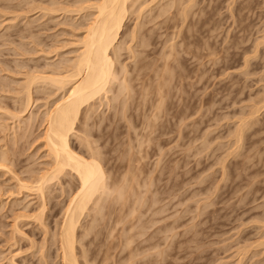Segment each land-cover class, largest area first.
<instances>
[{
  "label": "rangeland",
  "instance_id": "1",
  "mask_svg": "<svg viewBox=\"0 0 264 264\" xmlns=\"http://www.w3.org/2000/svg\"><path fill=\"white\" fill-rule=\"evenodd\" d=\"M86 1L0 0V64L2 63V67L0 66V79H2V81L0 80V84H2L0 85V109L2 108L0 110V134H2V139L5 137V140H2L0 135V140L4 143H0V147H2L0 149L6 147L3 151L9 152L10 156L8 157H11L10 159L15 164L9 167L11 172L18 174L17 177L21 180L24 179L26 183L29 179L33 180L38 177L45 170L46 162L49 161L42 138H40L43 132L41 120L44 113L42 114V112L46 110L45 102L48 101L50 104L52 101L50 99H55L58 96L56 94V97H54L55 95H51V98L47 97L46 92L42 91V86L38 85L41 93L40 90L33 92L35 103L22 114L20 110L22 111L23 102L20 98L23 99L24 96L20 88L27 75L39 73L46 67L54 68L58 66L56 64H61L64 60L72 58L89 18V11L80 10L84 5L86 6ZM168 1L139 0L137 1L139 4L135 5L137 9L140 8L139 12L135 6V11L129 9L130 12H127L128 15L126 14L122 29L117 37V44L120 42L117 48L118 62H116L118 64L116 62L114 64L117 72L121 69L127 70L125 72L121 70L118 73L121 76L117 75V79L118 81L124 80L129 94L126 98V93L123 92L124 97L120 94L121 96L119 95L116 99L118 103L115 100L112 101L115 104L110 102V97L116 90V84L118 86L120 83L117 81L111 94L107 96L108 100L103 99L102 105L96 102L97 106L94 108L97 107L99 110L97 108L95 110L98 112L94 108L91 110L89 116L92 117V120L89 117L90 121L88 120L86 124L88 126L82 125L87 134L85 139L90 141L93 149H98L97 153L100 152L98 160H101V167L105 169L103 171L106 173L108 190L111 189L115 181H118L117 184L119 183L121 186L124 183L123 177L126 176L125 179H129L130 183L124 181L131 185L130 188L133 189H129L135 193L136 197L131 198L129 190L127 192L128 185L126 184L127 195L125 194V197L127 200L124 198L127 202L123 203L121 200V204H126L121 205V208L124 206L123 210L120 205H116L120 200L114 204V195L112 194V198L110 194L105 198L106 202L105 199L103 201L102 207L105 208L101 207L98 212L93 211L95 218L92 216L94 214L92 211L88 213L90 216L86 213L82 217L76 230L77 243L75 247L78 263L264 264V0H192V5L191 0L184 2L176 0V6L173 4L176 1ZM148 3H151L150 6ZM145 4L147 5L143 6ZM170 6L173 7L170 8ZM144 7H148V9L146 10ZM178 7L180 10L183 7L181 13L185 18L182 14L178 15L180 12ZM50 9L52 10L50 11ZM138 17L141 18L138 20ZM136 23L138 26L141 24L138 29L135 28ZM132 28L137 29L134 34ZM171 37L174 40H168L172 39ZM135 38L136 40H134ZM168 42L170 45H174L170 47ZM128 45L129 48H127ZM181 46L183 48L179 49ZM166 47L171 48V51ZM22 48L23 50H21ZM167 52L169 56L166 54ZM167 56L168 60H165ZM171 56L175 59L172 58V60ZM46 69L48 70V68ZM140 71L142 72L140 73ZM126 76L128 77L126 78ZM119 78L121 79L119 80ZM165 85L168 88H165ZM162 88H165L163 92H161ZM17 89L19 90L17 91ZM161 93H164L163 96ZM130 95L132 98H128ZM164 96L166 99L163 98ZM122 101L124 104H128L123 105ZM48 103L47 106H49ZM158 103L163 105L161 109L158 108L160 107L157 106ZM119 105L123 111L121 109L120 112L118 111ZM124 106L125 109H123ZM256 109H260L258 113ZM123 112L124 115H122ZM19 113L22 115L20 116ZM152 115H155L157 119ZM15 116H20V119ZM30 117L32 120L28 121L27 119ZM92 122L93 124H91ZM243 122L244 129H241L243 136H239L236 133L239 132L238 129ZM77 126L78 128L82 127L80 123ZM247 126L248 128H246ZM83 127L82 129H84ZM79 129L81 130V128ZM236 129L237 131H235ZM80 130L75 132L84 138ZM133 130H136V133ZM15 134L17 135L14 137ZM70 145L78 154L84 157L89 155L84 144L81 145L75 137H71ZM123 155L127 156L123 157ZM130 157H132L131 160ZM131 169L133 171H130ZM2 172H0V188L4 192H0V264H9L8 260L12 257L16 264H62L58 250L59 244L56 235L58 228L56 225L58 224L59 227L63 209L78 184L76 178L72 174H67L55 181L56 183L52 182L54 185L51 184L46 192L50 198L46 195L48 197L45 202L46 210L44 209L45 212L43 211L44 214L41 215L45 218L43 219L39 215L42 218L40 223V217L35 222L31 218L34 213L40 211L39 198L36 195H31L32 193L19 195L16 190L18 187H14L17 186L13 177L15 174L5 173L4 176V172ZM26 179L28 180L26 181ZM59 181L62 185L59 184ZM134 181L136 183L133 184ZM142 182L145 183L146 188ZM117 184L115 183L112 188L114 189ZM58 185L63 188L61 187V189ZM7 190L10 191V196ZM112 205H116V208ZM16 207L19 209L17 210ZM32 212L33 214H31ZM28 213L31 215L29 216ZM18 214L29 216L32 220L28 217L29 222L26 218L23 220L21 218L20 222L17 219L16 222L15 217ZM13 217L14 220H12ZM93 219L95 220L93 221ZM90 222H93V225ZM14 225L20 228V234L16 233L15 235L12 232ZM42 225L45 227V231H43ZM87 226L92 230L88 229L85 232L84 229H87ZM44 232L49 233L46 236ZM12 233L14 234L12 235ZM52 235L56 239L55 237L53 239ZM260 242H262L263 248L260 247ZM124 247L126 248L124 249Z\"/></svg>",
  "mask_w": 264,
  "mask_h": 264
},
{
  "label": "bare ground",
  "instance_id": "2",
  "mask_svg": "<svg viewBox=\"0 0 264 264\" xmlns=\"http://www.w3.org/2000/svg\"><path fill=\"white\" fill-rule=\"evenodd\" d=\"M52 1V0H51ZM137 1H139V0H87L86 1V6L84 5V7L83 8H81L80 10L81 11H89L90 13H89V18H88V21H87V25H86V28H85V30H84V34H83V36H82V38L77 42V45H76V51H75V53H74V55L72 56V58L70 59H66V60H64V62H61V64H56V65H58V66H55L54 68L52 67V68H50L49 69V67H46V68H48V70L45 68V69H43V71H41V72H37L36 74H34L35 72H32L34 75H30V76H26L27 78H26V80H25V82H23L24 84H23V86H21V88L20 89H22L21 90V93L23 94V96L24 97H22L23 99H21L20 98V100L23 102L22 103V105H23V108H22V111L20 110V113H22V114H24L27 110H29L31 107H32V105H33V103H35L34 102V99H33V92L34 91H36V90H40V88L39 87H41L42 86V91L43 92H46V96L48 97H50L51 98V95H55L54 97H56V94H57V98H55V99H50V100H52L51 101V103L49 104L48 103V101L47 102H45L46 103V107H45V111L44 112H42V116H43V118H42V116H40L41 118H42V120H41V124H42V126L41 127H43L42 129H43V132H42V137H40V135H39V137L40 138H42V141H43V144H44V150H45V152H46V157L48 158V162H46V167L43 169L44 171L38 176V177H36V178H34L33 180H28V179H26V181H27V183L26 182H24L25 180L23 179V180H21L20 178H18L17 177V175L18 174H15L14 172H11V168H9V167H11V166H13V165H15V164H13V162H12V159H10L8 156H10L8 153H6L7 152V150H6V152L5 151H3V150H5V148L4 149H0V150H2V151H0V170H2L3 172H4V176L6 175V174H10V173H14L13 175V177L15 178V181L14 182H16V185L17 186H14V187H18V189H16L17 191H18V194L20 195V194H23V193H32L31 195H36L38 198H39V200H40V202H41V205H40V211H38L37 213H39L38 215H37V213L35 214L34 213V215H32V217L31 218H33L34 219V222H35V220H39V217L42 215V214H44V213H42L43 211H44V209H45V202H46V197L48 196L49 197V195H47L48 193H46L47 192V190L50 188V186H51V184H53L55 181H57V180H60L61 178H63L62 176H66L67 174H72L75 178H76V180H77V182H78V184H77V186H76V188H75V190L72 192V194H71V196H70V199H69V201H68V203H67V205H66V207H65V209H63L64 211L62 212L63 214L61 215V217H62V219H61V222H60V224H59V227H58V224L56 225L57 226V228H58V232H56L55 230H54V232H56V233H53L54 235L56 234L57 235V241H58V244H59V256H60V262L62 263V264H79L78 263V259H77V255H76V253H77V250H76V247H75V245H76V243H77V237H76V230H77V228H78V224L80 223V220L82 219V217H84V215H86V213H87V215H89L88 213H90L91 211L93 212V211H95V212H98L99 210H100V208L102 207V204L104 203L103 201H104V199L107 197V195H108V197L110 196V194H111V197L114 195V204L117 202V201H119V203L117 204L116 203V205H120V208H121V205H126V204H121V202L123 201V203H124V201L125 202H127L126 200H127V198L125 197V194L127 195V192H128V190H129V192H130V195H131V198L134 196V198L136 197V195H135V193L133 192H131V190L133 189H131L130 187H131V185L129 184L128 185V183H130V181H129V179L128 180H126L125 178H126V176H125V178L123 177V184H121V186L119 185V183L117 184V182L115 181V183L118 185V187H117V185H115V187H114V189L112 188L113 187V185L115 184L114 182V184H112V187H111V189L110 190H108V185H107V183L108 182H106V176H105V174L106 173H104L105 171H103V170H105V169H103L101 166V163L102 162H100L101 160H98V158H99V155H98V153H100V152H96V151H98V149L96 150V149H93L91 146L92 145H90V141H88V140H86L85 139V136L87 135L85 132H84V130H85V126H86V124H87V122H88V120L90 121V119L92 118V117H90L89 116V113L91 112V110L95 107V106H97L96 105V102H98L99 104H103V102H101L103 99H105L106 101L108 100L107 98V96H109L110 94H111V92H112V88H113V86H115L114 84L115 83H117V81H118V79H117V77L118 76H121V75H118V73L122 70V71H127V70H123V69H121L120 71H118L117 72V69H116V67H114V64H115V62L117 61L118 62V58H117V48L119 47L118 46V44H120V42L117 44V37H118V34H120L119 33V31H120V29H122L121 27H122V24H123V21H124V18H125V16H126V14H127V12L129 11V9H130V11L132 10V11H135V8H134V6L136 5V4H139V3H137ZM141 1V0H140ZM170 1V0H169ZM168 1V2H169ZM173 1H176V0H173ZM180 1V0H179ZM185 0H183V2H184ZM190 1V0H189ZM192 1V0H191ZM50 2V1H49ZM54 2V1H53ZM167 2V3H168ZM195 2V1H194ZM52 3V2H51ZM84 3V2H83ZM167 3H165V5H167ZM177 1L174 3L173 2V4H174V6H176L177 4ZM179 3V2H178ZM186 3H188L187 1H186ZM185 3V4H186ZM53 4V3H52ZM149 4V3H148ZM151 4V3H150ZM150 4H149V6H150ZM171 4H172V2H171ZM193 4V1H192V3H191V5ZM142 5V4H141ZM147 4H145V5H143V6H146ZM169 5H170V3H169ZM180 5V4H179ZM178 5V6H179ZM183 5V4H182ZM181 5V6H182ZM188 6V5H187ZM187 6H183V7H187ZM82 7V6H81ZM136 7V9H137V6H135ZM162 7V6H161ZM169 7V6H168ZM173 6H170V8H172ZM182 7V8H183ZM189 7V6H188ZM187 7V8H188ZM45 8V7H44ZM141 8H142V6H141ZM144 8H146V7H144ZM182 8H181V10H182ZM190 8V7H189ZM138 9H140L139 7H138ZM137 9V10H138ZM143 9V8H142ZM148 9V7L146 8V10ZM162 9V8H161ZM166 8H164V10H165ZM178 9L180 10V8L178 7ZM184 9H186V8H184ZM183 9V10H184ZM52 9H50V11H51ZM61 10V9H60ZM79 10V11H80ZM163 10V11H164ZM181 10H180V12H178V15L180 14H182L181 13ZM42 11V10H41ZM129 11V12H130ZM145 11V10H144ZM166 11V10H165ZM47 12H49V11H47ZM55 12V11H54ZM138 12H139V10H138ZM159 12V11H158ZM157 12V15H159V13ZM166 12H168V11H166ZM185 12H186V10H185ZM45 13V12H44ZM50 13H53V12H50ZM57 13V12H56ZM70 13V12H69ZM78 13V12H77ZM184 13V12H183ZM188 13V12H187ZM49 14V13H48ZM64 14V13H63ZM135 14L137 15V13L135 12ZM175 14H176V12H175ZM174 14V15H175ZM52 15V14H51ZM79 15V14H78ZM128 15V14H127ZM135 15V16H136ZM139 15V14H138ZM161 15H163L162 13H161ZM164 15H165V12H164ZM163 15V16H164ZM179 15V16H180ZM183 15V14H182ZM45 16H47V15H45ZM154 16V15H153ZM177 16V15H176ZM82 17V16H81ZM86 17V16H85ZM155 17V16H154ZM178 17V16H177ZM137 18V17H136ZM139 18H141V17H138V20H139ZM159 18H161L160 16H159ZM173 18V17H172ZM183 18H185L184 17V15H183ZM182 18V19H183ZM154 19H156V18H154ZM157 19H158V16H157ZM157 19H156V21H157ZM85 20V19H84ZM136 20V19H135ZM152 20V19H151ZM150 20V21H151ZM165 20V19H164ZM167 20V19H166ZM169 20V19H168ZM167 20V21H168ZM137 21V20H136ZM153 21V20H152ZM155 21V20H154ZM28 23V22H27ZM144 23V22H143ZM142 23V24H143ZM85 24V23H84ZM134 24V23H133ZM157 24V23H156ZM140 25L141 24H139V26H138V24L136 23L135 24V28H137L138 29V27H140ZM146 25V24H145ZM160 25H161V23H160ZM159 25V26H160ZM28 26V25H27ZM166 27V26H165ZM170 27H171V25H170ZM5 28V27H4ZM144 28V27H143ZM137 29H134V28H132V31H133V34L135 33V30H137ZM140 30H141V28H140ZM6 31V30H5ZM132 31H131V33H132ZM7 32V31H6ZM130 32V31H129ZM137 32V31H136ZM8 33V32H7ZM141 33V32H140ZM133 34H132V36H133ZM16 35V34H15ZM130 35V34H129ZM134 37H136L135 35H134ZM143 37V36H142ZM141 37V38H142ZM145 37V36H144ZM1 38V37H0ZM172 38V37H171ZM126 40V39H125ZM128 40V39H127ZM134 40H136V38L134 39ZM134 40H132V41H134ZM139 40H142V39H139ZM168 40H174V38H172V39H168ZM138 41V40H137ZM136 41V42H137ZM148 41V40H147ZM163 41V40H162ZM166 41V40H165ZM164 41V42H165ZM14 42V41H13ZM145 42H146V40H145ZM167 42V41H166ZM170 42V41H169ZM168 42V43H169ZM174 42V41H173ZM184 42V41H183ZM130 43V42H129ZM133 43V42H132ZM168 43H167V46H168ZM163 44V43H162ZM181 44H182V42H181ZM19 45V44H18ZM21 45V44H20ZM125 45V44H124ZM138 45V44H137ZM169 45H170V43H169ZM171 45H174V44H171ZM171 45H170V47H171ZM179 45V44H178ZM185 45V44H184ZM258 45V44H257ZM16 46V45H15ZM143 46V45H142ZM161 46H163V45H161ZM166 46V44L164 45V47ZM177 46V43H176V45H175V47ZM19 47V46H18ZM24 47V46H23ZM130 47H131V45H130ZM145 47V46H144ZM174 47V48H175ZM125 48V47H124ZM127 48H129V45H128V47ZM140 48H141V46H140ZM148 48V47H147ZM146 48V49H147ZM162 48V47H161ZM167 48V47H166ZM181 48H183L182 46L179 48V49H181ZM189 48H190V46H189ZM25 49V48H24ZM35 49V48H34ZM126 49V48H125ZM139 49V48H138ZM137 49V50H138ZM168 49H170V51H171V48H167V50ZM176 49V48H175ZM178 49V50H179ZM186 49V48H185ZM12 50V49H11ZM21 50H23V48L21 49ZM27 50V49H26ZM32 50V49H31ZM120 50H122V49H120ZM162 50V49H161ZM166 50V49H165ZM173 50V52H175V50L174 49H172ZM187 50V49H186ZM13 51V50H12ZM19 51V50H18ZM29 51V50H28ZM53 51V50H52ZM123 51H124V49H123ZM126 51V50H125ZM131 51V50H130ZM130 51H129V53H130ZM155 51V50H154ZM153 51V52H154ZM169 51V52H170ZM17 52V51H16ZM25 52H27V51H25ZM54 52V51H53ZM132 52V51H131ZM172 52V53H173ZM20 53V52H19ZM18 53V54H19ZM24 53V52H23ZM43 53V52H42ZM55 53H56V55H57V52L55 51ZM127 53V52H126ZM133 53H135V52H133ZM145 53V52H144ZM148 53V52H147ZM152 53V52H151ZM161 53V52H160ZM159 53V54H160ZM48 54V53H47ZM50 54H51V52H50ZM53 54V53H52ZM125 54V53H124ZM131 55H132V53H130ZM129 54V55H130ZM136 54H137V52H136ZM139 54V53H138ZM166 54H168V56H169V53L167 52ZM128 55V56H129ZM135 55V54H134ZM161 55V54H160ZM170 55H171V52H170ZM23 56V55H22ZM58 56V55H57ZM61 56V55H60ZM120 56V55H119ZM127 56V55H126ZM141 56V55H140ZM154 56V55H153ZM163 56H164V54H163ZM168 56L166 57L167 59H165V57H163V59H165V60H168ZM175 56H177V55H175ZM131 57V56H130ZM137 57H139L138 55H137ZM158 57H159V55H158ZM64 58V57H63ZM129 58V57H128ZM134 58V57H133ZM136 58V57H135ZM162 58V57H161ZM172 58H174V57H172L171 56V59ZM177 58V57H176ZM121 59V58H120ZM144 59V58H143ZM142 59V62L144 61ZM150 59V58H149ZM149 59H148V61H149ZM159 59V58H158ZM175 59V58H174ZM133 60V59H132ZM131 60V61H132ZM135 60V59H134ZM137 60V59H136ZM140 60H141V58H140ZM173 60V59H172ZM128 61H130L129 59H128ZM128 61H126V62H128ZM155 61V60H154ZM176 61H177V59H176ZM175 61V62H176ZM16 62H18V61H16ZM21 62V61H20ZM116 62V63H117ZM134 62V61H133ZM140 62V61H139ZM138 62V64L140 65V63ZM146 62V61H145ZM150 62V61H149ZM160 62V61H159ZM166 62V61H165ZM246 62V61H245ZM22 63V62H21ZM135 63V62H134ZM147 63V62H146ZM164 63V62H163ZM168 63V62H167ZM2 64V63H1ZM1 64H0V66H1ZM37 64V63H36ZM118 64V63H117ZM125 64V63H124ZM156 64H157V62H156ZM155 64V65H156ZM162 64V63H161ZM166 64V63H165ZM174 64V63H173ZM22 65V64H21ZM136 65V64H135ZM46 66V65H45ZM132 66H133V64H132ZM158 66V65H157ZM156 66V67H157ZM2 67V66H1ZM0 67V68H1ZM123 67V66H122ZM140 67V66H139ZM149 67V66H148ZM5 68H7V67H5ZM24 68V67H23ZM27 68V67H26ZM124 69H125V67H123ZM142 68V67H141ZM153 68H154V66H153ZM135 69H137V68H135ZM143 69H144V67H143ZM142 69V70H143ZM147 69V68H146ZM152 69V68H151ZM154 69H156V68H154ZM160 69V68H159ZM165 69V68H164ZM168 69V68H167ZM3 70H5V69H3ZM162 70V69H161ZM166 70V69H165ZM173 70H175V69H173ZM33 71V70H32ZM152 71V70H151ZM163 71V70H162ZM1 72V71H0ZM6 72V71H5ZM137 72V71H136ZM142 71H140V73H141ZM144 72V71H143ZM153 72V71H152ZM160 72V71H159ZM169 72V71H168ZM171 72V71H170ZM11 73V72H10ZM9 73V74H10ZM121 73H123V72H121ZM120 73V74H121ZM138 73V72H137ZM149 73H150V71H149ZM154 73V72H153ZM167 73V72H166ZM165 73V74H166ZM125 74V73H124ZM130 75H132L131 73H129ZM161 74H162V72H161ZM164 74V75H165ZM6 75H8V74H6ZM118 75V76H117ZM123 75V74H122ZM151 75V74H150ZM171 75H172V72H171ZM154 76V75H153ZM156 76V75H155ZM163 76V75H162ZM162 76H161V78H162ZM11 77V76H10ZM124 77V76H123ZM128 76H126V78H127ZM138 77V76H137ZM143 77V76H142ZM148 77V76H147ZM165 77V76H164ZM168 77V76H167ZM12 78V77H11ZM150 78V77H149ZM153 78V77H152ZM180 78H181V76H180ZM121 78H119V80H120ZM129 79V78H128ZM144 79V78H143ZM157 79V78H156ZM155 79V80H156ZM163 79V78H162ZM178 80H179V78H177ZM183 79H184V77H183ZM182 79V80H183ZM1 81H2V79H0ZM8 80V79H7ZM157 80H159V79H157ZM171 80V79H170ZM177 80V81H178ZM151 81V80H150ZM149 81V82H150ZM163 82H165L164 80H162ZM169 81V80H168ZM175 81V80H174ZM173 81V82H174ZM179 81H181V80H179ZM5 82V81H4ZM3 82V83H4ZM10 82V81H9ZM118 82H120L119 83V85L117 86V84H116V90L113 92V96L112 97H110L111 98V101L110 102H112L113 100H115V102H117L116 101V99L119 97V95L121 94L122 95V93L124 92V93H126V98H127V94H129V93H127V85H126V83L124 84V80L123 81H118ZM122 82V83H121ZM126 82V81H125ZM128 82V81H127ZM148 82V81H147ZM163 82H161V83H163ZM166 82H167V78H166ZM1 83V82H0ZM5 83H7V82H5ZM135 83V82H134ZM138 83H141V82H139L138 81ZM168 83V82H167ZM178 83V82H177ZM13 84H15V83H13ZM125 85L124 87H123V85ZM129 84V83H128ZM143 84V83H142ZM149 84V83H148ZM0 85H2V84H0ZM38 85H40L39 87H37ZM132 85V84H131ZM130 85V86H131ZM144 85V84H143ZM155 85H156V83H155ZM159 85V84H158ZM167 85V84H166ZM166 85H165V88H168V87H166ZM171 85V84H170ZM178 85V84H177ZM7 86V85H6ZM129 86V85H128ZM145 86V85H144ZM143 86V87H144ZM152 86V85H151ZM163 86H164V84H163ZM162 86V87H163ZM13 87V86H12ZM17 87H19V86H17ZM37 87V88H36ZM160 87H161V85H160ZM16 88V87H15ZM132 88H133V86H132ZM135 88V87H134ZM142 88V87H141ZM148 88V87H147ZM165 88L163 89L162 88V91L161 92H163V90H165ZM173 88H174V86H173ZM3 89V88H2ZM10 89V88H9ZM150 89H151V87H150ZM153 89V88H152ZM16 90V89H15ZM19 89H17V91H18ZM129 90V89H128ZM134 90V89H133ZM169 90V89H168ZM6 91V90H5ZM38 91H36V92H38ZM126 91V92H125ZM131 91H132V89H131ZM159 91H160V89L158 90V94H159ZM173 91V90H172ZM14 92V91H13ZM40 93H41V90L39 91ZM42 92V93H43ZM129 92V91H128ZM147 92V91H146ZM145 92V93H146ZM168 92V91H167ZM169 92H171V91H169ZM17 93V92H16ZM15 93V94H16ZM20 93V94H21ZM49 93V94H48ZM164 93H166V92H164ZM163 93V94H164ZM9 94V93H8ZM45 94V93H44ZM109 94V95H108ZM131 94H133V93H131ZM163 94L161 93V95L163 96ZM5 95H7V93H5ZM38 95H39V93H38ZM120 95V96H121ZM146 95V94H145ZM174 95V94H173ZM11 96V95H10ZM9 96V97H10ZM14 96V95H13ZM20 96V95H19ZM22 96V95H21ZM123 96V95H122ZM135 96V95H134ZM169 96H171V94H169ZM35 97V96H34ZM38 97V96H37ZM47 97H45L46 99H47ZM124 97V96H123ZM140 97V96H139ZM125 98V99H126ZM128 98H132V96L130 95V97H128ZM141 98V97H140ZM150 98V97H149ZM163 98H165V96L163 97ZM169 98V97H168ZM171 98V97H170ZM194 98V97H193ZM48 99V100H49ZM121 100H123V98H120ZM166 99V98H165ZM16 100V99H15ZM19 100V101H20ZM54 100V101H53ZM119 100V99H118ZM138 100V99H137ZM141 100V99H140ZM161 100V99H160ZM168 100V99H167ZM14 101V100H13ZM36 101V100H35ZM127 101V100H126ZM134 101V100H133ZM41 102V101H40ZM50 102V101H49ZM128 102V101H127ZM158 102H160V101H158ZM164 102V101H163ZM264 102V101H263ZM47 103H48V105L49 106H47ZM97 103V104H98ZM112 103H114V102H112ZM118 103V102H117ZM120 103V102H119ZM121 103H123V105H126V104H128V103H126V104H124V102L122 101ZM129 103H130V101H129ZM144 103V102H143ZM162 103V102H161ZM259 103H260V101H259ZM98 104V105H99ZM101 104V105H102ZM115 104V103H114ZM164 104V103H163ZM261 104H262V102H261ZM264 104V103H263ZM2 105V104H1ZM21 105V104H20ZM38 105V104H37ZM105 105V104H104ZM122 105V104H121ZM121 105H119V108H118V111L120 112V109L122 110V107L120 108V106ZM130 105H131V103H130ZM129 105V106H130ZM133 105V104H132ZM156 105V104H155ZM257 105V104H256ZM19 106V105H18ZM128 106V105H127ZM140 106V105H139ZM157 106H160V107H158V108H160L161 109V106H163V105H161V104H157ZM253 106H255V105H253ZM263 106V105H262ZM116 107H118V104H116ZM156 107V106H155ZM5 108V107H4ZM20 108V107H19ZM97 108V107H96ZM96 108H94V110L96 109ZM101 108V107H100ZM107 108H108V106H107ZM133 108V107H132ZM143 108V107H142ZM158 108H156L157 110H158ZM165 108V107H164ZM252 108H254V107H252ZM255 108H256V106H255ZM2 109V108H1ZM0 109V110H1ZM123 109H125V106L123 107ZM133 109H135V108H133ZM159 109V111H161ZM7 110V109H6ZM41 110V109H40ZM97 110H99L98 108H97ZM128 110V109H127ZM155 110V109H154ZM255 110V109H254ZM257 110V109H256ZM258 110H260V109H258ZM258 110H257V113H258ZM5 111V110H4ZM96 111V110H95ZM94 111V114H96V112H98V111H96L95 112ZM117 111V112H118ZM123 111V110H122ZM122 111H121V113H122ZM137 111V110H136ZM165 111V110H164ZM179 111V110H178ZM8 112V111H7ZM6 112V113H7ZM126 112H128V111H126ZM19 113V115L21 116L22 114H20ZM115 113H116V111H115ZM114 113V114H115ZM151 113V112H150ZM157 113V112H156ZM162 113V112H161ZM181 113V112H180ZM196 113V112H195ZM4 114V113H3ZM18 114V113H17ZM34 114V113H33ZM91 114V113H90ZM103 114V113H102ZM144 114V113H143ZM5 115V114H4ZM12 115V114H11ZM10 115V116H11ZM31 115V114H30ZM92 115H93V113H92ZM101 115V114H100ZM122 115H124V112H123V114ZM128 115V114H127ZM126 115V116H127ZM145 115V114H144ZM156 115V114H155ZM155 115H152L153 117H155ZM9 116V115H8ZM20 116L18 117V116H15V117H17L18 119H20ZM24 116V115H23ZM32 116V115H31ZM37 116V115H36ZM95 116V115H94ZM116 116V115H115ZM3 117V116H2ZM2 117H1V119H2ZM11 117H13V115L11 116ZM14 117V118H15ZM38 117H39V115H38ZM89 117H90V119H89ZM118 117H119V115H118ZM129 117V116H128ZM151 117V116H150ZM181 117H182V115H181ZM4 118V117H3ZM8 118V117H7ZM32 118H33V116H32ZM32 118L30 117V118H28L27 120L28 121H30L29 119H31L32 120ZM37 118V117H36ZM41 118H39V119H41ZM102 118V117H101ZM124 118H125V116H124ZM156 118V117H155ZM160 118V117H159ZM184 118H186V117H184ZM18 119H15V120H18ZM22 119V118H21ZM26 119V118H25ZM33 119H35V118H33ZM38 119V120H39ZM142 119H143V117H142ZM157 119V118H156ZM180 119V118H179ZM182 119V118H181ZM8 120V119H7ZM10 120V119H9ZM23 120H24V118H23ZM37 120V119H36ZM92 120V119H91ZM99 120V119H98ZM121 120V119H120ZM127 120V119H126ZM144 120V119H143ZM142 120V121H143ZM150 120V119H149ZM102 121V120H101ZM123 121V120H122ZM241 121V120H240ZM18 122H20V121H18ZM21 122H22V120H21ZM94 122V121H93ZM93 122L91 123V124H93ZM97 122V121H96ZM100 122V121H99ZM144 122H147V121H144ZM154 122V121H153ZM242 122V121H241ZM240 122V123H241ZM245 122V121H244ZM244 122H243V124H242V126L244 125ZM5 123H7L6 122V120H5ZM11 123V122H10ZM16 123H17V121H16ZM29 124H31L30 122H28ZM33 123V122H32ZM78 123H80L81 124V126L84 128V129H82V127H79V128H81V130L78 128V126H77V124ZM90 123V122H89ZM103 123H104V121H103ZM114 123V122H113ZM131 123V122H130ZM150 123V122H149ZM246 123V122H245ZM133 124V123H132ZM141 124H142V122H141ZM153 124V123H152ZM179 124V123H178ZM13 125V124H12ZM20 125V124H19ZM26 125V124H25ZM28 125V124H27ZM39 125V124H38ZM114 125V124H113ZM127 125H129V124H127ZM143 125V124H142ZM148 125V124H147ZM2 126V125H1ZM21 126V125H20ZM88 126V125H87ZM86 126V127H87ZM132 126V125H131ZM181 126V125H180ZM241 125H240V127H239V132L237 131V129L235 130V131H237V135H242L243 136V134H242V132H241V129H244V126L242 127ZM7 127H9V126H7ZM11 127V126H10ZM93 127V126H92ZM133 127V126H132ZM147 127V126H146ZM145 127V128H146ZM177 128H179L178 126H176ZM1 128V127H0ZM89 128V127H88ZM91 128V127H90ZM143 128V127H142ZM148 128V127H147ZM181 128V127H180ZM237 128V127H236ZM246 128H248V126L246 127ZM245 128V129H246ZM30 129V128H29ZM77 130V132L80 130L82 133H83V135H84V138L83 137H81V136H79L78 134H76V131ZM83 130V131H82ZM90 130V129H89ZM94 130V129H93ZM1 131H2V129H1ZM91 131V130H90ZM90 131H88L89 132V134H91L90 133ZM130 131H131V129H130ZM134 131V130H133ZM136 131V130H135ZM134 131V132H135ZM149 131V130H148ZM151 131H152V129H151ZM245 131V130H244ZM3 132V131H2ZM7 132V131H6ZM95 132V131H94ZM241 132V134H239ZM1 133V132H0ZM80 133V132H79ZM97 133V132H96ZM100 133V132H99ZM128 133V132H127ZM133 133V132H132ZM136 133V132H135ZM144 133V132H143ZM235 133V132H234ZM6 134V133H5ZM4 134V135H5ZM9 134V133H8ZM14 134V132L12 133V135ZM134 134V133H133ZM150 134V133H149ZM148 134V135H149ZM233 134V133H232ZM1 135V139H2V134H0ZM17 134H15L14 135V137L16 136ZM127 135V134H126ZM234 135V134H233ZM232 135V136H233ZM237 135H235V136H237ZM8 136V135H7ZM19 136V135H18ZM20 136H22V135H20ZM101 136V135H100ZM150 136V135H149ZM71 137H75V139H77V140H79V142L81 143V145H83V146H85L84 148H87V150H88V152H89V155L86 157H84L83 155H80V154H78L76 151H74L73 149H72V147H71V145H70V140H71ZM133 137H134V135H133ZM179 137V136H178ZM178 137H177V139H178ZM5 138V137H4ZM3 138V139H4ZM7 138V137H6ZM87 138V137H86ZM130 138V137H129ZM141 138V137H140ZM239 138V137H238ZM2 139V140H3ZM8 139V138H7ZM6 139V140H7ZM90 139V138H89ZM149 139V138H148ZM233 139H235L234 137H233ZM242 139V138H241ZM2 140H0L1 142L0 143H3L2 142ZM5 140V139H4ZM9 140V139H8ZM18 140V139H17ZM140 140V139H139ZM143 140H145V139H143ZM10 141H12V140H10ZM135 141V140H134ZM141 141V140H140ZM236 141H239V142H241L240 140H236ZM9 142V141H8ZM19 142V141H18ZM83 143V144H82ZM120 143V142H119ZM130 143H131V141H130ZM151 143V142H150ZM4 144V143H3ZM122 144V143H121ZM132 144H133V142H132ZM131 144V145H132ZM136 144V143H135ZM143 144V143H142ZM237 144V143H236ZM1 145V144H0ZM19 145V144H18ZM93 145H94V143H93ZM129 145V144H128ZM141 145V144H140ZM4 146H6V145H4ZM80 146V145H79ZM144 146H146V145H144ZM9 147V146H8ZM137 147H139V145H137ZM0 148H2V147H0ZM23 148V147H22ZM74 148V147H73ZM81 148V147H80ZM115 148V147H114ZM128 148V147H127ZM10 149V148H9ZM15 149V148H14ZM141 149V148H140ZM19 150V149H18ZM125 150V149H124ZM130 151V150H129ZM135 151H136V149H135ZM146 151V150H145ZM148 151V150H147ZM133 152V151H132ZM130 153V152H129ZM36 154V153H35ZM128 154V153H127ZM132 154V153H131ZM141 154V153H140ZM14 155L16 156V154L14 153ZM45 155V154H44ZM85 155V154H84ZM101 155V154H100ZM130 155V154H129ZM15 156H13V157H15ZM23 156V155H22ZM34 156V155H33ZM127 156V155H126ZM125 155H123V157H126ZM132 156H133V154H132ZM145 156H146V154H145ZM135 157V156H134ZM131 158L132 157H130V160H131ZM145 158V157H144ZM33 159V158H32ZM119 159V158H118ZM147 159V158H146ZM34 160V159H33ZM41 160V159H40ZM124 160H125V158H124ZM129 160V162H131ZM132 160H134V159H132ZM143 160V159H142ZM14 161V160H13ZM43 161V160H42ZM126 161V160H125ZM15 162H18V161H15ZM33 162V161H32ZM122 162V161H121ZM137 162H139L138 160H137ZM141 162V161H140ZM141 163H143V162H141ZM116 164V163H115ZM130 164H132V163H130ZM146 164V163H145ZM156 164H157V162H156ZM44 165V166H45ZM138 165V164H137ZM133 166V165H132ZM135 166V165H134ZM141 167V166H140ZM154 167H155V165H154ZM168 167V166H167ZM174 167V166H173ZM15 169V167H12V169ZM131 168V167H130ZM134 168V167H133ZM136 168V167H135ZM157 168H158V165H157ZM161 168V167H160ZM170 168V167H169ZM175 168V167H174ZM155 169H156V167H155ZM154 169V170H155ZM223 169V168H222ZM27 170V169H26ZM41 170V169H40ZM161 171H162V169H160ZM2 171H0V172H2ZM22 171V170H21ZM32 171V170H31ZM130 171H133L132 169L130 170ZM129 171V172H130ZM134 171H135V169H134ZM136 171H137V169H136ZM163 171H165V170H163ZM168 171V170H167ZM170 171V170H169ZM2 172V173H3ZM25 172V171H24ZM34 172H36V171H34ZM41 172V171H40ZM127 172V171H126ZM1 173V174H2ZM6 173V174H5ZM12 174H11V178H12ZM19 174H20V172H19ZM134 174V173H133ZM145 174V173H144ZM148 175H149V173H147ZM3 175V174H2ZM142 175V174H141ZM9 176V175H8ZM19 176V175H18ZM22 176V175H21ZM20 176V177H21ZM69 176V175H68ZM71 176V175H70ZM69 176V177H70ZM135 176H136V174H135ZM144 176V175H143ZM61 177V178H60ZM108 177V176H107ZM110 177V176H109ZM130 177V176H129ZM137 177V176H136ZM142 177V176H141ZM147 177V176H146ZM149 177H150V175H149ZM33 178V177H32ZM82 178H88V184L87 185H85V182H84V179H82ZM127 178H128V176H127ZM135 178V177H134ZM121 179H122V177H121ZM132 179H133V175H132ZM140 179V178H139ZM144 179H147V178H144ZM6 180V179H5ZM13 180V179H12ZM64 180V179H63ZM124 180H126V181H128V183L126 182V181H124ZM150 180V179H149ZM8 181V180H7ZM54 181V182H53ZM133 181V180H132ZM131 181V182H132ZM3 182V181H2ZM53 182V183H52ZM60 183L59 184H61V181H59ZM63 182V181H62ZM120 182V181H119ZM8 183H9V181H8ZM56 183V182H55ZM69 183V182H68ZM121 183H122V181H121ZM134 183H136L135 181L133 182V184ZM148 183V182H147ZM150 183V182H149ZM14 184V183H13ZM12 184V185H13ZM128 185V188H127V192H126V187H127V185ZM145 184V183H144ZM144 184H143V182H142V185L144 186ZM152 184V183H151ZM151 184H150V186H151ZM54 185V184H53ZM62 185V184H61ZM124 185H125V188H124ZM59 186V185H58ZM120 186V187H119ZM135 186V185H134ZM142 186V187H143ZM12 187V186H11ZM53 187V186H52ZM60 187V186H59ZM62 187V186H61ZM60 187V188H61ZM64 187H65V185H64ZM70 187V186H69ZM141 187V186H140ZM139 187V188H140ZM145 187V186H144ZM143 187V188H144ZM149 187V186H148ZM147 187V188H148ZM3 188V187H2ZM63 188V187H62ZM61 188V189H62ZM131 190H130V189ZM135 188H136V186H135ZM146 188V187H145ZM144 188V189H145ZM6 189V188H5ZM12 189V188H11ZM53 189H54V187H53ZM82 189H83V191H82ZM137 189V188H136ZM4 190V189H3ZM135 190V189H134ZM150 190V189H149ZM56 191V190H55ZM54 191V192H55ZM60 191H62V190H60ZM110 191V192H109ZM140 191V190H139ZM0 192H4V191H1V188H0ZM7 192H8V190H7ZM14 192V191H13ZM63 192V191H62ZM9 193V196H10V191L8 192ZM16 193V192H15ZM71 193V192H70ZM132 193V194H131ZM146 193V192H145ZM5 194V193H4ZM3 194V195H4ZM14 194V193H13ZM113 194V195H112ZM134 194V195H133ZM138 194H139V192H138ZM1 195V194H0ZM8 195V194H7ZM12 195V194H11ZM15 195H17V194H15ZM47 195V196H46ZM51 195V194H50ZM55 195V194H54ZM142 195H143V193H142ZM141 194H140V196H142ZM8 196V197H9ZM26 196V195H25ZM13 197V196H12ZM19 197V196H18ZM24 197V196H23ZM22 197V198H23ZM47 197V198H48ZM54 197V196H53ZM110 197V198H111ZM126 198V200H125V198ZM128 197V196H127ZM138 197V196H137ZM14 198V197H13ZM15 198H16V196H15ZM21 198V197H20ZM27 198H29V197H27ZM34 198V197H33ZM37 198V199H38ZM50 198V197H49ZM113 198V197H112ZM144 198V197H143ZM1 199V198H0ZM11 199V198H10ZM32 199V198H31ZM124 199V200H123ZM130 199V198H129ZM20 200V199H19ZM27 200V199H26ZM25 200V201H26ZM30 200V199H29ZM122 200V201H121ZM139 200V199H138ZM138 200H136V202H138ZM13 201V200H12ZM38 201V200H37ZM112 201V200H111ZM132 201V200H131ZM142 201V200H141ZM145 201V200H144ZM156 201V200H155ZM154 201V202H155ZM3 202V201H2ZM24 202V201H23ZM49 202V201H48ZM105 202H106V199H105ZM136 202H134V203H136ZM153 202V201H152ZM8 203V202H7ZM7 203H6V205H7ZM25 203V202H24ZM23 203V204H24ZM34 203V202H33ZM37 203V202H36ZM39 203V202H38ZM37 203V204H38ZM131 203V202H130ZM134 203H133V205H134ZM14 205H15V202L13 203ZM29 204V203H28ZM128 204V203H127ZM132 204V203H131ZM152 204V203H151ZM13 205V206H14ZM18 205V204H17ZM116 205H112V206H114V208H116L115 206ZM136 205H137V203H136ZM154 205V204H153ZM2 206V205H1ZM24 206V205H23ZM30 206V205H29ZM28 206V207H29ZM65 206V205H64ZM106 206V205H105ZM111 206V207H112ZM135 206V205H134ZM140 206V205H139ZM20 207V206H19ZM38 207V206H37ZM124 207V206H123ZM122 207V208H123ZM136 207V206H135ZM35 208V207H34ZM102 208H105V207H102ZM119 208V207H118ZM121 208V209H122ZM16 209H17V207H16ZM19 209V208H18ZM17 209V210H18ZM23 209V208H22ZM133 209V208H132ZM14 210V209H13ZM12 210V211H13ZM46 210V209H45ZM123 210V209H122ZM23 211H24V209H23ZM27 211H28V209H27ZM90 211V212H89ZM125 211V210H124ZM30 212V211H29ZM35 212V211H34ZM45 212V211H44ZM102 212V211H101ZM133 212V211H132ZM11 213V212H10ZM24 213V212H23ZM94 213V212H93ZM100 213V212H99ZM114 213V212H113ZM131 213V212H130ZM12 214V213H11ZM10 214V216H12ZM16 213L14 212V215H15ZM29 214V213H28ZM31 214H33V212L31 213ZM31 214H29V216L31 215ZM132 214V213H131ZM23 214H21V215H17L16 217H15V221L17 222V219H18V221L20 220L21 221V218H22V220L24 219V218H28L29 216H22ZM25 215H27V214H25ZM35 215H37V216H35ZM40 215V216H39ZM95 216V213L94 214H92V216ZM109 215V214H108ZM122 215V214H121ZM34 216V217H33ZM90 216V215H89ZM93 216V217H94ZM99 216V215H98ZM101 216H103V215H101ZM101 216H100V218H101ZM14 217H13V219L12 220H14ZM42 218H43V216H41ZM40 217V220H39V222L41 223V218ZM96 217V216H95ZM94 217V218H95ZM121 217V216H120ZM45 218V217H44ZM43 218V219H44ZM108 218V217H107ZM123 218V217H122ZM25 219V220H26ZM29 219H30V217H29ZM91 219H92V217H91ZM98 219H99V217H98ZM98 219H97V221H98ZM112 219V218H111ZM118 219H120V218H118ZM259 219V218H258ZM30 220H32V219H30ZM46 220V219H45ZM44 220V221H45ZM95 219H93V221H94ZM127 220V219H126ZM14 221V222H15ZM19 221V222H20ZM43 221V220H42ZM13 222V223H14ZM16 222L14 223V224H16ZM27 222H29V220L27 219ZM33 222V223H34ZM39 222H37L38 224H39V226H41L40 225V223ZM22 224L24 223L23 221L21 222ZM32 223V222H31ZM36 223V224H37ZM59 223V222H58ZM95 223V222H94ZM119 223H120V221H119ZM118 223V224H119ZM19 224V223H18ZM17 224V225H18ZM45 224H46V222H45ZM90 224H92L93 225V222L91 223L90 222ZM147 224V223H146ZM17 225H14L13 226V229H14V231H13V229H12V232H14L15 233V235H16V233H21L20 232V228H17ZM44 225V224H43ZM42 225V226H43ZM92 225H90V226H92ZM110 225V224H109ZM19 226H20V224H19ZM117 226V225H116ZM146 226V225H145ZM21 227V226H20ZM46 227H48V226H46ZM88 228L87 229H84V231L85 230H92V229H90V227L89 226H87ZM115 227V226H114ZM144 227V226H143ZM92 228V227H91ZM93 228H94V226H93ZM105 228V227H104ZM142 228V227H141ZM42 229H44L43 231H45V227L43 226V228ZM47 229V228H46ZM55 229H56V227H55ZM115 229V228H114ZM132 229V228H131ZM131 229H129L130 231H131ZM145 229V228H144ZM22 230V229H21ZM110 230V229H109ZM125 230V229H124ZM11 231V230H10ZM47 231V230H46ZM81 232V231H80ZM86 232V231H85ZM87 232H89V231H87ZM105 232V231H104ZM142 232H144V231H142ZM262 232V231H261ZM14 233H12V235L14 234ZM25 233V232H24ZM49 233V232H48ZM47 233V234H48ZM111 233V232H110ZM121 233V232H120ZM127 233H128V231H127ZM23 234V233H22ZM44 234H46L45 232H44ZM47 234H46V236H47ZM85 234V233H84ZM88 234V233H87ZM122 234V233H121ZM140 234V233H139ZM10 235V234H9ZM54 235H52V238L53 237H55ZM86 235V234H85ZM113 235V234H112ZM130 234L128 233V236H129ZM144 235V234H143ZM22 236H24V234L22 235ZM126 236V235H125ZM26 237V236H25ZM24 237V238H25ZM111 237H113V236H111ZM119 237V236H118ZM117 237V238H118ZM132 237V236H131ZM130 237V238H131ZM127 238V237H126ZM54 239V238H53ZM55 239H56V237H55ZM108 239H110V238H108ZM113 239V238H112ZM26 240H27V238H26ZM79 240V239H78ZM86 240V239H85ZM114 240V239H113ZM150 240V239H149ZM29 241V240H28ZM45 241V240H44ZM56 241V240H55ZM56 241V242H57ZM126 241H127V239H126ZM264 242V241H263ZM45 243V242H44ZM128 243V242H127ZM261 243V244H260ZM260 243H258V244H260V247H262V242H260ZM15 244V243H14ZM31 244V243H30ZM29 244V245H30ZM155 244V243H154ZM257 244V245H258ZM13 245V244H12ZM31 245H33V244H31ZM124 245V244H123ZM126 245V244H125ZM11 246V245H10ZM154 246V245H153ZM259 246V245H258ZM257 246V247H258ZM263 246H264V244H263ZM46 247V246H45ZM129 247V246H128ZM151 247H152V245H151ZM126 247H124V249H125ZM158 248V247H157ZM247 248V247H246ZM263 248V247H262ZM149 249H151L150 247H149ZM156 249V248H155ZM152 250V249H151ZM243 250H244V248H243ZM111 251V250H110ZM132 251V250H131ZM146 251V250H145ZM148 251V250H147ZM247 251V250H246ZM84 252V251H83ZM143 252V251H142ZM163 252V251H162ZM41 253V252H40ZM82 253V252H81ZM138 253H139V251H138ZM144 253V252H143ZM158 253H160V252H158ZM42 254V253H41ZM131 254V253H130ZM140 254H142L141 252H140ZM139 254V255H140ZM146 254V253H145ZM163 254V253H162ZM246 254V253H245ZM84 255V254H83ZM82 255V256H83ZM136 255H137V253H136ZM138 255V256H139ZM144 255V254H143ZM142 255V256H143ZM144 256H146V255H144ZM44 257V256H43ZM137 257V256H136ZM146 257H148V256H146ZM146 257H144V258H146ZM162 257V256H161ZM10 258V257H9ZM12 258H14V257H12ZM10 259V260H8V263L9 264H16L14 261H13V259ZM84 259V258H83ZM132 260V259H131ZM134 260V259H133ZM98 261V260H97ZM45 262V261H44ZM129 262V261H128ZM85 263V262H84ZM97 263V262H96ZM130 263H131V261H130ZM45 264V263H44Z\"/></svg>",
  "mask_w": 264,
  "mask_h": 264
},
{
  "label": "snow or ice",
  "instance_id": "3",
  "mask_svg": "<svg viewBox=\"0 0 264 264\" xmlns=\"http://www.w3.org/2000/svg\"><path fill=\"white\" fill-rule=\"evenodd\" d=\"M82 179H84L85 185H87L88 184V178H82ZM82 191H83V189H82Z\"/></svg>",
  "mask_w": 264,
  "mask_h": 264
}]
</instances>
